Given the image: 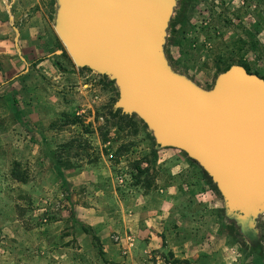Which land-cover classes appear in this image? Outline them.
Instances as JSON below:
<instances>
[{"label": "rangeland", "instance_id": "1", "mask_svg": "<svg viewBox=\"0 0 264 264\" xmlns=\"http://www.w3.org/2000/svg\"><path fill=\"white\" fill-rule=\"evenodd\" d=\"M154 1L145 51L173 90L212 107L237 73L264 82V0ZM69 6L0 0L19 17L0 23V264H264V189L178 143L105 51L71 53Z\"/></svg>", "mask_w": 264, "mask_h": 264}, {"label": "water", "instance_id": "2", "mask_svg": "<svg viewBox=\"0 0 264 264\" xmlns=\"http://www.w3.org/2000/svg\"><path fill=\"white\" fill-rule=\"evenodd\" d=\"M154 4L129 0L95 9L87 0H70L71 26L63 40L73 54L82 50L100 57L105 51L126 77L130 101L161 119L178 143L232 171L244 186L264 189V82L237 73L212 107L189 91L173 90L145 51Z\"/></svg>", "mask_w": 264, "mask_h": 264}, {"label": "trees", "instance_id": "3", "mask_svg": "<svg viewBox=\"0 0 264 264\" xmlns=\"http://www.w3.org/2000/svg\"><path fill=\"white\" fill-rule=\"evenodd\" d=\"M45 60H47V57H42V58L34 61V63L32 65H37L40 62H43ZM229 70H230V67L226 68L225 72H227ZM111 115H112V118L117 121V123H116L117 126H120V127L123 126V123L127 120V121L134 122L135 125H138L137 124V122H138V123L143 124L145 127H147L146 124H144L142 121L137 120L135 116L123 114L122 111H120V110L112 111ZM135 120H137V121H135ZM19 168H20V164L16 163L14 166V169L12 171L13 179L18 181V182H21V183H27V178L24 175H22V173L19 171ZM82 228L86 234L91 236L92 242L99 246L101 255H104L103 249H101L102 244L100 242L99 237L94 233V231L91 228L87 227L86 225H82Z\"/></svg>", "mask_w": 264, "mask_h": 264}, {"label": "crops", "instance_id": "4", "mask_svg": "<svg viewBox=\"0 0 264 264\" xmlns=\"http://www.w3.org/2000/svg\"><path fill=\"white\" fill-rule=\"evenodd\" d=\"M22 11H23V8H22ZM18 13L20 14V11H18ZM17 14V13H16ZM16 14H14V18L16 19V20H18V15H16ZM14 19V20H15ZM16 20H15V22H12L11 21V18H10V21H8L7 19H6V21L5 22H0V23H16ZM20 20V19H19ZM34 20H36V18L35 17H33V18H30L29 20H26L28 23H34ZM25 35H26V32L25 31H23L22 33H21V39L23 38V37H25ZM146 232H147V236L149 237V235H151L152 237L150 238V241L146 244V247L144 248L146 251H149V250H157V249H159L160 247H161V245L158 243V240L160 239L159 238V235H158V233H156L153 229H146L145 230ZM102 238V237H101ZM102 242H105L104 241V239L102 238ZM104 252L105 253H108V256L109 257H112V247L110 246L109 247V251H108V249L106 248V249H104ZM31 253H29V255L27 256V257H25L24 258V260H23V264H37L38 263V261H37V257L36 256H34L33 254H31ZM110 260H112V259H110Z\"/></svg>", "mask_w": 264, "mask_h": 264}, {"label": "bare ground", "instance_id": "5", "mask_svg": "<svg viewBox=\"0 0 264 264\" xmlns=\"http://www.w3.org/2000/svg\"><path fill=\"white\" fill-rule=\"evenodd\" d=\"M110 52H111V51H110ZM91 53L94 55V52H91ZM95 56H96L95 59H97V58L100 59V58L97 56L96 53H95Z\"/></svg>", "mask_w": 264, "mask_h": 264}]
</instances>
